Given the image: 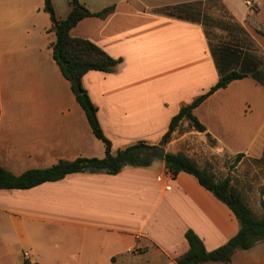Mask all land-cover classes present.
<instances>
[{
  "label": "crops",
  "instance_id": "0c3cea01",
  "mask_svg": "<svg viewBox=\"0 0 264 264\" xmlns=\"http://www.w3.org/2000/svg\"><path fill=\"white\" fill-rule=\"evenodd\" d=\"M52 1L56 17L66 19L70 0ZM199 1L207 0H80L92 13L114 7L70 32L121 60L112 73L82 78L113 152L139 142L159 146L182 107L219 81L204 27L162 11ZM221 1L245 29L264 31V0H253V8ZM56 39L44 0H0V166L16 176L105 157L54 60ZM194 115L206 128L198 133L218 150L262 157L264 86L254 79L218 90ZM239 229L228 206L193 175L173 176L158 159L115 175L74 173L0 190V264H176L190 248L187 231L213 251ZM230 264H264V242L236 250Z\"/></svg>",
  "mask_w": 264,
  "mask_h": 264
},
{
  "label": "trees",
  "instance_id": "16d2710c",
  "mask_svg": "<svg viewBox=\"0 0 264 264\" xmlns=\"http://www.w3.org/2000/svg\"><path fill=\"white\" fill-rule=\"evenodd\" d=\"M44 2L45 11L52 20V30L57 36L56 42L53 44L54 60L63 76L70 82L76 100L84 110L94 135L104 144L105 157L78 158L72 162L61 161L50 168L28 170L20 176H16L0 166V190H27L43 183L59 181L74 173L103 172L115 175L127 166L149 167L155 160L152 156L154 147L144 142H139L116 152L112 151V144L105 136L98 120V109L82 86V78L88 72L112 73L121 60L112 58L88 40L73 38L70 35L71 30L82 20L89 17L107 16L114 10V7L107 8L99 13H92L80 0H70V14L66 19L59 20L56 17L53 1L44 0ZM208 2L220 3L227 10L221 0L181 4L162 10L168 16L199 23L204 27L213 59L220 74L219 81L208 93L182 107L180 112L172 119L169 130L162 140L166 144L170 142L172 133L183 122H188L197 132L206 133L205 126L194 115V110L218 90L227 88L236 80L248 77L264 86V69L249 52H246L243 41L238 38L237 33L243 36L245 40H249L248 32L231 16V18H228L229 21L222 20L220 25L221 29L228 34V39L221 37L214 40L209 31L210 16L202 8ZM256 32L264 38V31L257 30ZM207 137L214 140L209 134H207ZM243 156V154H238L237 160H240ZM164 163L166 170L173 176L180 173L193 175L203 188L228 206L240 226L239 232L232 239L213 251H208L205 248L202 240L195 232L192 230L187 231L185 236L190 248L186 254L176 261V264H202L207 262L230 264L236 250H249L256 244L264 242V213L262 216L254 213L241 192L232 185L230 178L217 180L212 172L201 168L197 161L184 153L167 152ZM261 206L264 211V201L261 202Z\"/></svg>",
  "mask_w": 264,
  "mask_h": 264
},
{
  "label": "rangeland",
  "instance_id": "374dc122",
  "mask_svg": "<svg viewBox=\"0 0 264 264\" xmlns=\"http://www.w3.org/2000/svg\"><path fill=\"white\" fill-rule=\"evenodd\" d=\"M202 8L210 16L209 31L214 40L221 37L228 39V34L220 26L222 20L229 21L228 18H231L228 10L216 2H208ZM246 31L249 40H245L237 33L238 38L243 41L246 52H249L264 69V42L255 29ZM168 145L172 152L184 153L197 161L201 168L212 172L217 180L230 178L232 185L241 192L254 213L258 216L263 215L261 202L264 201V146L261 149L262 157L258 158L251 154L245 157L243 154L244 156L237 160V155H229L218 150L214 140L195 131L188 122L180 124L172 133ZM1 260L5 264L9 262Z\"/></svg>",
  "mask_w": 264,
  "mask_h": 264
},
{
  "label": "water",
  "instance_id": "95a60500",
  "mask_svg": "<svg viewBox=\"0 0 264 264\" xmlns=\"http://www.w3.org/2000/svg\"><path fill=\"white\" fill-rule=\"evenodd\" d=\"M166 143L162 142L159 146L154 147L153 152H152V156L155 159L161 160L163 161L165 159V155H166Z\"/></svg>",
  "mask_w": 264,
  "mask_h": 264
},
{
  "label": "built area",
  "instance_id": "2783aa9c",
  "mask_svg": "<svg viewBox=\"0 0 264 264\" xmlns=\"http://www.w3.org/2000/svg\"><path fill=\"white\" fill-rule=\"evenodd\" d=\"M246 3H247L248 6L253 8V6H254L253 5V0H246ZM168 189H169V187H168Z\"/></svg>",
  "mask_w": 264,
  "mask_h": 264
}]
</instances>
